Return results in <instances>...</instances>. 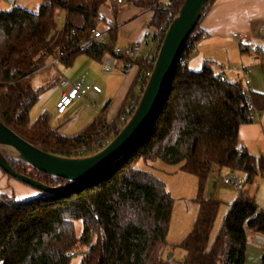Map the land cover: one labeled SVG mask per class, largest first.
<instances>
[{
    "label": "trees",
    "instance_id": "trees-1",
    "mask_svg": "<svg viewBox=\"0 0 264 264\" xmlns=\"http://www.w3.org/2000/svg\"><path fill=\"white\" fill-rule=\"evenodd\" d=\"M106 1L44 0L37 11L23 7L0 10V120L46 153L75 157V151L98 140L100 128L107 129V135L113 133L114 138L121 132L139 106L159 48L185 0H172L154 11L148 38L151 50L136 60L114 52L113 24L108 25L109 41L95 42L86 51L74 50L79 38H88L105 20L100 17V8ZM156 1L134 3L151 7ZM214 2L208 0L202 7L153 117L121 158L93 179L61 192L40 190L38 195L23 199L0 190V264H74L77 251L82 254L79 264H162L168 246L185 251L181 264H245L251 233L264 235V208L249 193L257 178L264 177V155L256 156L241 145L239 129L253 122L252 105L259 113L264 110V93L253 91L251 105L241 82L216 73L208 62L199 70L189 66L203 36L201 23ZM57 12L63 15L58 35L54 33ZM73 29L76 35L70 38ZM59 51L67 53L61 59L65 66H71L81 54L97 62L112 55L117 66L124 63V68L138 65L133 84L111 121L97 115L73 136L62 134L47 113L31 121V110L42 90L34 87L33 77ZM12 68H16L14 75ZM122 116L127 120L119 128ZM2 154L16 173L47 186L61 188L73 182L42 172L17 155ZM157 160L179 165L181 171L199 181L194 197L197 218L178 246L168 242L174 198L161 178L138 166L142 161ZM0 170L7 178H15L1 165ZM231 170L244 173L247 183L229 205L211 241L223 202L213 193L206 195L208 178L211 172L223 178ZM76 221L83 223L80 235Z\"/></svg>",
    "mask_w": 264,
    "mask_h": 264
},
{
    "label": "crops",
    "instance_id": "crops-1",
    "mask_svg": "<svg viewBox=\"0 0 264 264\" xmlns=\"http://www.w3.org/2000/svg\"><path fill=\"white\" fill-rule=\"evenodd\" d=\"M13 2L14 0H11V3ZM115 8L118 9L114 11ZM153 13L154 11L134 2L119 5L111 1L110 5L104 4L100 8V16L105 20L100 23L99 28H107L109 24L115 26V46L126 47L134 43H142L140 57H143L148 55L151 50L150 44L148 45V52L143 51L151 31L150 23ZM200 28L203 36L197 43V52L191 57L189 66L200 58V65L203 66L205 62L210 63L215 72L228 80L243 83L244 78L249 77L252 81L253 91L264 93V0H215ZM235 33L238 34V37L234 36ZM251 51L260 56L252 57ZM87 58L89 61L87 60L86 65H89L88 68H90L92 65L90 61L95 60L90 59L88 56ZM102 61L95 62L101 65ZM236 64H240V67L244 68L246 73L244 74L241 69H234ZM138 69L139 67L136 64L126 68H124V63H119L117 66V60L116 71L106 72L102 69L106 74L116 73L123 80L118 85L114 97L105 98L104 113L103 110L100 114L98 113V115L104 114L106 121H111L118 112L133 84ZM92 72L91 70L86 74L87 81L100 86L93 77ZM103 93L102 88V92L97 97L87 95L85 99L77 100L74 104L87 105L86 101L89 102V99L96 102ZM92 120L83 123L80 129L74 133H66L67 123L59 126V131L64 135L73 136L87 128ZM71 122H74V120L70 119L69 123ZM239 141L250 153L256 156L264 155V110L257 122L243 124L240 127ZM2 177L0 176V180ZM214 190L215 193L213 194L220 198L223 203H226L227 206L239 195V192H229L227 196H224V190L221 191L217 187ZM249 193L264 208V177L257 178L255 184L249 189ZM263 248L253 242L251 238L246 250L245 264H261ZM182 252L184 253L183 257H185V251L182 250Z\"/></svg>",
    "mask_w": 264,
    "mask_h": 264
},
{
    "label": "rangeland",
    "instance_id": "rangeland-1",
    "mask_svg": "<svg viewBox=\"0 0 264 264\" xmlns=\"http://www.w3.org/2000/svg\"><path fill=\"white\" fill-rule=\"evenodd\" d=\"M44 2V0H14L11 3L9 0H0V10H9L12 7H23L30 11H37L39 6ZM111 0L105 2L106 5H110ZM144 7V6H142ZM152 7V6H151ZM151 7H144L149 10ZM101 17V16H100ZM153 29L149 32V37L151 38ZM150 39L147 40V44L144 45V52H148V45ZM252 57L260 56L254 51H251ZM89 61L85 54H82L76 58L72 66H65L63 63H59L56 68L50 69L47 64L44 65L40 71H38L33 77V85L35 88H42L39 94V100L32 108L30 113L31 121H35L43 113H47L51 117V123L55 127L63 126L66 123V133H74L83 125V123L89 122L94 119L98 113L100 114L104 107V100L107 97H114V94L118 88V85L122 83V78L114 74H106L102 71L101 65H98L95 61H90L92 65L86 63ZM197 64H194V63ZM195 62L191 63L192 69L199 70L202 65H200V58ZM235 66L240 67V64ZM93 71L92 75L98 81L100 86L103 88L104 93L100 95V98L95 102V100L89 99V105L77 103L72 105L64 115L56 114V100L60 94V82L61 78L68 77L70 80H75L81 75H86L88 71ZM60 71V72H59ZM217 73V72H216ZM235 81V80H233ZM95 108V109H94ZM104 113V112H103ZM100 118L105 120V115H101ZM70 119L74 122L69 123ZM114 138L113 133L109 134ZM0 151L7 154L8 156H13L17 154V151L9 146L0 145ZM138 166L142 169L153 171L159 178H161L167 190L174 198L173 213L170 223L168 242L170 245L178 246L184 237L193 229V225L198 214V205L194 201V197L198 192L199 181L195 175L185 173L179 169V165H172L165 163L162 160H157L156 162H140ZM0 176H3V181L0 180V190L6 191L8 193H13L19 198H29L40 193V190L34 186L27 185L17 178H7L3 175L0 170ZM217 178V179H216ZM217 180V181H216ZM217 182V184H215ZM219 190H224V196H227L229 192H239L236 191L232 186L223 183L222 177L217 175L216 172H211L208 178L206 195L215 193V187ZM229 205L226 203L221 205L218 217L215 222V226L211 233V241L215 237L218 229L221 225L222 219L228 210ZM75 229L77 235H80L83 230V223L81 221L75 222ZM174 253V257L168 259L169 255ZM183 252L179 247L172 248L168 246L165 248L162 255V264H171V260L180 261L183 260ZM82 258L80 251L75 253L73 258L74 264H79ZM181 262V261H180Z\"/></svg>",
    "mask_w": 264,
    "mask_h": 264
},
{
    "label": "water",
    "instance_id": "water-1",
    "mask_svg": "<svg viewBox=\"0 0 264 264\" xmlns=\"http://www.w3.org/2000/svg\"><path fill=\"white\" fill-rule=\"evenodd\" d=\"M207 1H184L159 48L154 70L138 108L121 132L99 152L85 157H64L46 153L23 139L0 120V145L15 149L17 156L40 171L72 179V183L65 187L53 188L29 176L16 173L6 162L1 151L0 165L18 180L50 193L61 192L106 171L135 144L153 117L181 49L192 33L200 11ZM172 257L173 253L168 259Z\"/></svg>",
    "mask_w": 264,
    "mask_h": 264
},
{
    "label": "built area",
    "instance_id": "built-area-1",
    "mask_svg": "<svg viewBox=\"0 0 264 264\" xmlns=\"http://www.w3.org/2000/svg\"><path fill=\"white\" fill-rule=\"evenodd\" d=\"M116 2L119 5L125 4V0H111ZM135 0H132L134 2ZM172 0H157L151 9H158L162 6H167L171 3ZM57 19V29L54 33L58 35L62 25H63V15L61 12L56 13ZM76 35V31L73 29L70 34V38H73ZM234 36L238 37V34H234ZM110 40V32L109 28H94L90 31V36L88 38L81 37L78 39L74 50L86 51L88 50L93 43L95 42H107ZM115 53H122L131 59H138L141 56L142 52V43H134L126 47L115 46ZM67 53L59 51L55 54L54 58L47 64V67L50 69L56 68L58 64L61 62V59L66 57ZM102 69L106 72H114L116 71V58L112 55L106 56L102 61ZM234 69L243 70L244 74L246 73L244 68L235 66ZM41 70V69H40ZM16 73V68L11 69V75ZM60 90L61 94L56 102V113L57 114H65L67 110L80 99H85L87 95H92L93 97H97L101 92V86L97 84H93L87 81L86 75H81L75 80H70L68 77H62L60 82ZM242 92L245 95L246 100L250 103L252 100V81L249 77H245L242 83ZM87 105H89V102ZM252 105V104H251ZM252 120L253 122H257L261 113L257 111V109L252 105ZM127 120L125 116H122L119 121V128L124 127V123ZM104 127L100 128L97 133L98 140L94 143L89 144L88 146H84L81 149H78L73 153L75 157H85L93 154L97 150H100L101 146L104 148L108 146L112 141L113 137L108 136ZM223 183L229 186H232L236 191H241L244 189L247 183V177L244 173L231 170L226 172L223 175ZM252 241L258 244L259 246L264 247V235L261 233H251ZM171 264H181L180 261L171 260Z\"/></svg>",
    "mask_w": 264,
    "mask_h": 264
}]
</instances>
